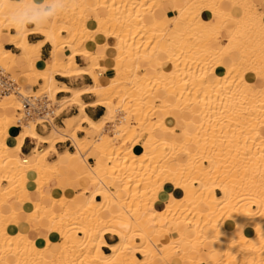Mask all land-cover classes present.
I'll return each mask as SVG.
<instances>
[{
	"label": "bare ground",
	"instance_id": "obj_1",
	"mask_svg": "<svg viewBox=\"0 0 264 264\" xmlns=\"http://www.w3.org/2000/svg\"><path fill=\"white\" fill-rule=\"evenodd\" d=\"M244 34L252 55L234 56ZM224 64L238 67L237 83L213 86L232 72ZM21 65L14 91L0 95V264H12L9 253L14 264H72L71 247L77 256L85 249L84 264H264V0H0V67ZM55 75L92 83L72 88ZM43 94L56 115L78 113L62 128L51 122L47 135L36 130L39 118L15 126L21 98ZM85 94L95 99L85 103ZM96 106L105 111L93 120L85 108ZM25 139L34 143L28 154ZM66 140L74 152L57 151ZM62 167L81 190L61 182ZM73 223L83 235L68 233ZM105 234L117 240L106 244Z\"/></svg>",
	"mask_w": 264,
	"mask_h": 264
},
{
	"label": "crops",
	"instance_id": "obj_2",
	"mask_svg": "<svg viewBox=\"0 0 264 264\" xmlns=\"http://www.w3.org/2000/svg\"><path fill=\"white\" fill-rule=\"evenodd\" d=\"M231 11H232V13H233V15L234 16H239L240 15V13H241V9L240 8H238V7H232L231 8ZM176 12H174V14H175ZM159 17H160V15H158ZM32 26V24L31 23H28V27H31ZM159 26L161 27V28H165V27H168L167 26V23H164V22H162V21H160V23H159ZM28 39L31 41V42H37V41H39V40H41L42 39V36H40V35H38V34H31V35H28ZM95 39L97 40V42H99V43H104L105 41H106V39L104 38V37H102L101 35H95ZM221 45H222V43H219L217 46L218 47H221ZM6 46L8 47V48H10L11 50H14L15 48L12 46V45H10V44H6ZM88 49H90V50H92V48H93V45H91V44H89L88 43ZM17 50V49H16ZM17 52H18V50H17ZM50 52H51V46L48 44V43H46V44H44V45H42V47H41V50H40V56H39V58L42 60V61H45V60H47V59H49V57H50ZM105 54H113V51H112V49H111V46L110 47H108L106 50H105ZM76 61L78 62V64L80 65V66H84L85 65V63L83 62V60H82V58H80V57H76ZM21 67H24V65H21V66H16V67H12L11 69H10V71L11 72H14V71H16V70H19V69H21ZM9 71V70H8ZM99 72V71H98ZM216 72L217 73H221V69L220 68H217L216 69ZM113 75V71L111 70V69H107L105 72H102L101 74H100V76H101V79L102 80H104V81H106L109 77H111ZM249 76V75H248ZM55 78H56V80L58 81V83L59 84H64V85H66V86H68V87H72V88H81V87H83V86H85V85H89V84H91L92 83V79L88 76V75H80V76H77V78H74V77H70V78H65V77H61V76H59V75H55ZM67 95V93H57V98H59V99H61V98H63L64 96H66ZM82 100L85 102V103H90V102H92L94 99H95V97H93L92 95H90V94H85V95H82ZM104 111H105V109H104V107H102V106H96V107H86L85 108V113L89 116V118H91V119H93V120H95V119H98L103 113H104ZM78 113V108L77 107H75V106H72V107H69V108H66L65 110H63L62 111V114L59 116V118L58 119H56L55 120V123L57 124V125H60V126H57L55 123H53L54 125H56L58 128H62L63 127V121H64V119H66V118H68V117H71V116H73V115H75V114H77ZM168 122L169 123H171V120H168ZM83 126H85V124L83 125ZM42 128H45V129H48V131H47V133L46 134H43L44 133V130L42 129ZM42 128L41 127H36V130H37V132L39 133V134H41V135H47L48 133H49V131H50V129H51V125L49 126V127H47V126H45V125H42ZM77 135L80 137V136H82L83 135V133L82 132H78L77 133ZM144 144L143 143H141V144H139V145H136L135 147H134V152H136L137 153V151H139L140 150V148L143 146ZM34 146V143L30 140V139H25L24 140V142H23V144H22V147H21V152H22V154H28V153H30V151H31V149H32V147ZM45 146V145H44ZM43 146V147H44ZM43 147H41V148H43ZM55 147H56V149H57V151L58 152H63L64 150H68V151H70V152H74V147H73V145L71 144V141L70 140H66V141H60V142H57L56 144H55ZM40 147H39V149H41ZM51 156H53L52 157V159H54L55 158V155H51ZM52 159H50V160H52ZM88 162L90 163V164H93L94 163V159L92 158V157H89L88 158ZM72 163L75 165L76 164V162L75 161H72ZM76 167H77V170L75 171L76 173H80L82 170H83V168H84V165H80L79 163H77L76 164ZM61 172L62 173H64V175H63V178H62V180H61V182L64 184V185H69V183L76 189V185H80V183H79V181L77 182V180L76 179H71L69 176H67V174H72V172L70 171V170H68L67 168H65V167H62L61 168ZM66 174V175H65ZM57 182L55 181V180H53V181H51L50 182V185H55ZM82 185H85V181H83L82 182ZM81 186V185H80ZM47 188V190H50L51 188L50 187H46ZM82 189V188H81ZM56 191V192H55ZM72 190H70V189H66L65 191H58V190H56V189H52V193H53V195L55 196V197H58L59 195H61V194H64V195H66V196H70V195H72L73 194V191L71 192ZM67 192V193H66ZM57 193V194H56ZM215 193H216V195H220V191L219 190H216L215 191ZM98 199H100V197H97ZM25 199L27 200V199H29V196L28 195H26L25 196ZM22 222H23V220H22ZM12 226V224H9L8 225V229H7V231L8 232H16L19 228L17 227V226H15V225H13L14 227H11ZM13 228V229H12ZM11 229H12V231H11ZM22 229L23 230H25L26 229V227H22ZM40 229H42V228H40ZM10 230V231H9ZM14 230V231H13ZM80 235V234H79ZM162 239H165L164 237H162ZM104 240H105V242H106V244H112V243H114L116 240H117V237H115V236H113V235H111V234H105L104 235ZM183 248H189V243H187V242H183ZM57 248L58 247H56V246H53V249H55V250H57ZM213 249V248H212ZM102 250L104 251V252H108L109 251V249L107 248V246H103L102 247ZM137 255V257H140V255L139 254H136ZM174 260V261H173ZM173 261V262H172ZM171 264H178V262H177V259H176V257H174L172 260H171Z\"/></svg>",
	"mask_w": 264,
	"mask_h": 264
},
{
	"label": "rangeland",
	"instance_id": "obj_3",
	"mask_svg": "<svg viewBox=\"0 0 264 264\" xmlns=\"http://www.w3.org/2000/svg\"><path fill=\"white\" fill-rule=\"evenodd\" d=\"M106 3H108V2H106ZM37 8H34L33 10H36ZM44 9H50V7H47V6H45L44 7ZM27 26H28V23H27ZM65 34V33H64ZM241 37H239V40H237V42H236V44L238 43V45H236V46H234V48H233V54H234V56H239V55H244L245 53H246V55H252V53L251 52H249V51H252V50H254L253 49V46L251 45V41H250V38H251V36H250V34H244V35H240ZM233 44L235 45V43L233 42ZM218 45V44H217ZM13 51H15V52H17V50L16 49H14ZM198 54H194V57H196ZM184 56H186V59H187V54H185ZM219 56H221V54L219 55ZM215 57L214 59L215 60H217L218 62H220L221 60H219L218 58H220V57ZM231 63L232 62H234V61H230ZM220 63H222V62H220ZM228 65L227 64H224V66L223 67H225V68H228L227 69V71H230L229 69L231 68V67H233V66H229V67H227ZM216 67V66H215ZM214 67V68H215ZM211 68H213V67H206V69L205 68H202L201 69V72H203V71H206V70H210ZM187 69V68H186ZM216 69V68H215ZM238 69V67L237 66H235L234 68H231V71L232 72H225V73H223V75L222 76H227L228 78H227V80H225V82H224V78H222V80H219V77H218V75H216V81H215V83H213L212 85L214 86L215 84H216V82H217V84L218 85H220V84H222V85H224V84H227V83H230V86H234L236 83H237V80H238V74H237V70ZM187 71L188 70H186V73H187ZM9 72V74H10V76L14 79V73L13 72H11L10 70L8 71ZM196 72H198V71H196ZM183 76V75H182ZM74 78H77V77H74ZM184 80L183 81H188L187 80V77L186 78H183ZM186 79V80H185ZM38 82H39V84H37L35 87H33V90H39V89H41L42 88V82L40 81V80H38ZM62 100V99H61ZM60 100V101H61ZM155 105L157 106L158 105V101H156L155 102ZM132 107V106H131ZM132 118H134V115H131V121H132ZM214 118H215V115H213L212 116V119L214 120ZM56 124V123H55ZM57 125V124H56ZM15 126H16V123H15ZM57 126H60V125H57ZM19 128V127H18ZM21 128V127H20ZM19 128V129H20ZM43 130H44V133L43 134H46L47 133V131H48V129H45V128H42ZM207 133H209V134H214V136H215V134H217L218 133V130H217V133H216V126H215V122H213V124H212V127L211 126H209V128H208V131H207ZM208 135V134H207ZM96 137V136H95ZM146 138V133H144V134H142V136H141V141H143L144 139ZM140 141V142H141ZM144 144V143H143ZM126 145H129V142H127L126 143ZM139 145V144H138ZM136 146V145H135ZM134 146V147H135ZM40 148L41 147H43V146H39ZM52 157L53 156H50L49 157V159H52ZM2 182V184H4L5 186L7 185V182L6 181H1ZM197 185V184H196ZM81 188H82V186H80V185H76V191H79V190H81ZM69 232L68 233H72V232H76L77 234H80V235H83V233L82 232H80V230H79V226H78V224H76V223H73V224H70L69 226ZM78 230V231H77ZM82 233V234H81ZM137 242H140L141 241V239H139V238H136L135 239ZM12 245V244H11ZM76 251V248L75 247H71V249H70V253H71V263L72 264H76L77 262H79V260H80V263L81 264H84L83 263V261L85 260V257H86V259L88 260V257L87 256H83L84 254H85V249H80L79 251V253L81 254V256H82V258L84 257V259H81V256H77V251ZM90 252H91V250H90ZM87 254H89L90 255V253H87ZM9 255H10V259H11V261H12V264H14V262H15V257H16V255H14L13 253H9ZM87 260H85V262H87ZM53 262V264H54V261H52ZM56 262V261H55Z\"/></svg>",
	"mask_w": 264,
	"mask_h": 264
},
{
	"label": "built area",
	"instance_id": "obj_4",
	"mask_svg": "<svg viewBox=\"0 0 264 264\" xmlns=\"http://www.w3.org/2000/svg\"><path fill=\"white\" fill-rule=\"evenodd\" d=\"M15 88V83L10 76L9 72L0 67V95H4L8 92H13ZM57 98V95H56ZM59 99V98H57ZM21 103V119L16 120L17 127L20 128V123L34 118H39L41 121L36 127H41L45 125L50 126L51 122L55 123V120L59 118V115H56L55 108L57 106L56 101L50 100L46 94L43 95H29L23 97L20 100Z\"/></svg>",
	"mask_w": 264,
	"mask_h": 264
}]
</instances>
